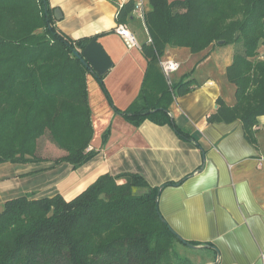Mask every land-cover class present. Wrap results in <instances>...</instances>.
Wrapping results in <instances>:
<instances>
[{"label": "trees", "instance_id": "trees-1", "mask_svg": "<svg viewBox=\"0 0 264 264\" xmlns=\"http://www.w3.org/2000/svg\"><path fill=\"white\" fill-rule=\"evenodd\" d=\"M133 11L130 1L117 23L127 25ZM145 26L151 43L141 47L148 60L141 93L115 112L135 126H174L185 138L169 111L194 81L168 84L160 60L169 48L196 55L223 42L235 48L227 79L236 103L222 110V120H240L254 143L264 117V0H148ZM90 41L59 31L46 0H0V164L44 162L38 154L45 137L60 153L54 165L78 168L93 158V72L76 56ZM94 75L106 92L104 76ZM158 196L140 175L107 174L70 201L9 200L0 208V264H192L176 253L180 240L162 220Z\"/></svg>", "mask_w": 264, "mask_h": 264}, {"label": "crops", "instance_id": "crops-1", "mask_svg": "<svg viewBox=\"0 0 264 264\" xmlns=\"http://www.w3.org/2000/svg\"><path fill=\"white\" fill-rule=\"evenodd\" d=\"M130 1L134 8L144 3L147 10L148 0H46L59 31L72 41L97 39L113 63L102 80L106 92L94 73L87 75L94 130L89 149L95 155L78 168L54 165L51 159L0 164V208L26 195H61L70 201L104 175L137 174L159 188L161 217L194 246L177 243L184 259L192 264H264V117L254 143L240 120H222V110L236 103L235 86L227 79L234 46L218 44L196 55L167 49L163 59L181 63L173 81L185 76L194 81L191 92L175 97L169 111L185 138L171 125L146 120L135 126L115 112L138 99L148 69L142 49H128L115 33L117 15ZM132 18L127 24L131 30L137 22L144 25L134 12ZM148 38L139 39L141 47Z\"/></svg>", "mask_w": 264, "mask_h": 264}, {"label": "built area", "instance_id": "built-area-1", "mask_svg": "<svg viewBox=\"0 0 264 264\" xmlns=\"http://www.w3.org/2000/svg\"><path fill=\"white\" fill-rule=\"evenodd\" d=\"M133 12L137 19L145 25L146 7L144 3L138 4ZM115 33L121 37L128 49L141 48L136 35L126 24H118ZM148 43H151V39L148 40ZM159 64L168 84H171L173 75L181 69V63L172 59H161ZM87 151L89 152L91 149L88 148Z\"/></svg>", "mask_w": 264, "mask_h": 264}, {"label": "water", "instance_id": "water-1", "mask_svg": "<svg viewBox=\"0 0 264 264\" xmlns=\"http://www.w3.org/2000/svg\"><path fill=\"white\" fill-rule=\"evenodd\" d=\"M55 18L57 21H60L62 19V17H60V11H55ZM219 44L222 45L223 42H219ZM76 56L82 60V63L84 65L88 66L92 70V72L98 76H105L113 67L111 59L109 58L103 47L97 42V39H92L82 51V53H77ZM162 220L164 221L163 218ZM177 238L184 245L190 248H194V246L190 245L180 237L177 236Z\"/></svg>", "mask_w": 264, "mask_h": 264}, {"label": "rangeland", "instance_id": "rangeland-1", "mask_svg": "<svg viewBox=\"0 0 264 264\" xmlns=\"http://www.w3.org/2000/svg\"><path fill=\"white\" fill-rule=\"evenodd\" d=\"M132 31L136 34V37L139 41L140 38H144L145 35H147L148 37V32L146 29L145 25L140 24L139 22L135 23L134 27L132 28ZM149 40V38L147 39V41ZM173 81V79H172ZM168 83V82H167ZM58 150L53 146V144L49 141L48 137H45L41 140L40 142V147H39V157L43 158V159H51L54 160L55 158H57L58 156ZM178 244L176 243L174 245L175 251L178 254ZM178 256L180 258H183V256L179 255Z\"/></svg>", "mask_w": 264, "mask_h": 264}]
</instances>
